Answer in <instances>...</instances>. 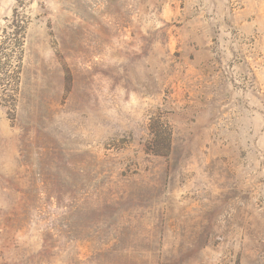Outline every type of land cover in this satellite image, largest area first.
Here are the masks:
<instances>
[{"label": "rangeland", "instance_id": "1", "mask_svg": "<svg viewBox=\"0 0 264 264\" xmlns=\"http://www.w3.org/2000/svg\"><path fill=\"white\" fill-rule=\"evenodd\" d=\"M0 264H264V0H0Z\"/></svg>", "mask_w": 264, "mask_h": 264}]
</instances>
